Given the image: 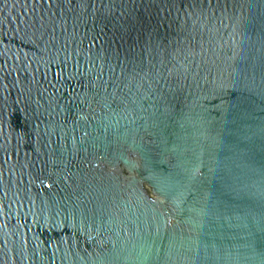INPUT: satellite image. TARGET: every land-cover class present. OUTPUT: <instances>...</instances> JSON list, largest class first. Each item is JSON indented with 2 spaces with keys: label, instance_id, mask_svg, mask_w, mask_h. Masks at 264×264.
Segmentation results:
<instances>
[{
  "label": "water",
  "instance_id": "1",
  "mask_svg": "<svg viewBox=\"0 0 264 264\" xmlns=\"http://www.w3.org/2000/svg\"><path fill=\"white\" fill-rule=\"evenodd\" d=\"M0 264H264V0H0Z\"/></svg>",
  "mask_w": 264,
  "mask_h": 264
}]
</instances>
